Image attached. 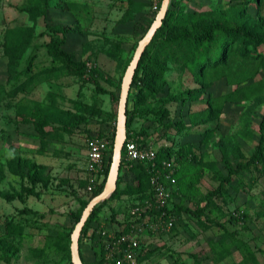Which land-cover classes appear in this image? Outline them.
<instances>
[{
    "label": "rangeland",
    "instance_id": "obj_1",
    "mask_svg": "<svg viewBox=\"0 0 264 264\" xmlns=\"http://www.w3.org/2000/svg\"><path fill=\"white\" fill-rule=\"evenodd\" d=\"M243 1L169 0L168 8L172 3L184 16L194 15L197 21L191 24L215 20L264 38V0ZM154 17L146 0H0V264H70L69 230L81 215V201L90 196L85 152L91 140L115 134L122 75ZM48 26L65 29L66 60L46 52ZM18 27L24 46L10 60L6 32ZM248 48L257 57L245 63L232 56L218 76L199 80L186 51L157 47L144 75L147 94L134 88L128 94V108L148 111L132 120L137 137L176 154L172 206L183 207L174 209L169 231L145 235L134 264H264V170L259 165L235 173L199 215L193 214L218 188L216 173L227 174L225 161L246 163L260 140L264 43L257 52ZM29 57L30 68L17 75ZM85 61L94 63L91 78L78 70ZM247 67L250 76L238 84L236 76ZM198 87L203 92L197 99L168 101L163 118L153 116L170 96ZM212 101L213 119L196 126L200 118L193 114ZM179 121L184 130L176 129ZM139 174L138 167H121V193L105 203L96 226H127L129 207L148 197L147 181ZM12 225L21 227L20 234L11 233ZM95 241L83 238L82 264L98 260Z\"/></svg>",
    "mask_w": 264,
    "mask_h": 264
},
{
    "label": "trees",
    "instance_id": "obj_2",
    "mask_svg": "<svg viewBox=\"0 0 264 264\" xmlns=\"http://www.w3.org/2000/svg\"><path fill=\"white\" fill-rule=\"evenodd\" d=\"M245 1H248V0H245ZM195 20L196 18L194 17V15L184 16L180 11H177L176 9L172 8V3H171V6L167 9L166 14L162 20L161 26L156 30L152 39L145 46L139 58L137 67L135 69V72H134V75H133V78L130 84L128 94H130L133 88L140 90V93H142L143 95L147 94L146 92H142V90H144V87H143L144 75L146 73V69L148 67L149 61L152 55L155 54L157 47L172 46V47H178V49L181 48L184 51H186L188 54L187 61H188L189 69L200 80V79H205L209 77H214L215 75L218 76L217 74L219 73L221 68L225 67L227 63L229 62V60L230 61L232 60V56L240 55L241 58L244 60V62L248 63V60L250 58L257 57L256 55L249 54L250 50L248 46L251 45L253 47V51L257 52L258 46L261 43H264V38L261 39V38L253 37L249 33L248 30L244 29L240 25H228L226 23L218 22L215 20H209L205 22L204 24H198L196 22L191 24V22ZM48 29L52 31V34L50 36L49 41L44 44V48L46 52L53 58L66 60V54L62 49V46L65 43V38H66L65 29L62 27H51V26H48ZM164 33H167V35L165 36ZM23 38H24V32L22 28L18 27V28L7 30L6 32V52L10 60L15 59L17 53L24 46ZM160 44L163 46H161ZM31 61H32V57H29L27 59V65L25 67V70H21L20 72H17V75L18 73L19 74L26 73V71H28V69L30 68ZM247 68L246 69L243 68L244 70L240 71V73L236 76V82L238 84L244 82L250 76V74L248 75V72L249 71L251 72V70ZM78 70H80V72L84 74L85 72L84 62L81 68L78 67ZM91 77H93L92 73L90 74L89 78ZM95 86L97 87V89L100 90L97 83L95 84ZM248 86H243L239 88L238 94L244 93V90L248 91L250 88V84ZM202 92H203V89L201 87L188 89L185 92H179L173 96H170L167 100H165L162 103V105L159 107V109L156 112H152V114L157 120L160 121L163 118V116L167 113V109L164 108L163 106L164 103L168 101L186 103L187 101L197 99L201 95ZM214 109H215L214 101H212V102H209V104L207 105V107L204 108V110H202L201 112L194 113L193 117L200 118L196 126H201L207 121L213 119V114H215ZM139 113H143V115H147L148 111H138L136 109L128 108V106L126 105V117H127L126 131L127 132L132 130L131 128V125L133 122L132 120ZM174 125L176 129L179 131L185 129L182 121H179ZM132 131L134 135L137 136V132H135L134 130ZM259 132L261 135L260 140H259V143L253 155L250 157V159L244 164L238 163L235 166H232V164L226 160L225 168L227 169V174L223 175L219 172L216 173V179L219 181L218 188L215 191H211L206 194L205 196L206 204L201 208H197L196 211L193 212V214L199 215V213H201L204 210V208L208 205L209 200L214 195H216L217 192L221 189V185L229 181L235 173L241 170L249 169V167L251 166L257 167L258 165L260 166L261 169L264 170V154L261 151V149H264V144H263V141H264V113L262 115V118L259 124ZM113 139H114V134L112 136V143L109 146L108 155L106 158V166L104 169V174H105L104 179L94 188V190H92V192H90V196L88 200L81 201L83 208L86 206V204L92 197L96 196L102 191L105 185L109 166L111 163L112 150H113ZM180 151L181 150H179V153ZM172 152L173 150L169 146L164 148L163 150L161 149L158 150L157 160H161L162 158L170 156ZM122 166L123 165L121 164L120 170ZM132 166L135 167L136 169L137 167L139 168V172H140L139 175L145 178V180L147 181L148 193H149L150 183H149V177L145 170V167L140 163L133 164ZM118 180H119V175H118V179H117V183H116V187L114 191L110 194L108 198L98 202L93 207L90 214L88 215V218L82 228V231H81V234L78 240L79 246L83 238L86 237L87 231L90 228H94V230L96 229L97 226L95 222H98L97 221L98 214L101 211L102 207L105 205V203L117 198L119 194L121 193L118 188ZM175 208L182 209L183 207L173 206L169 210V212L173 214ZM185 211H189V210L185 209ZM230 217L233 221H237L238 219L236 214L235 215L231 214ZM73 227L74 226L70 228L69 233H71ZM12 232L14 234H20L21 227L12 225L11 233ZM94 237H97L96 234L92 235V241H95ZM238 243L239 242H234V245L237 248L239 247ZM69 244H70V240H69ZM95 245L98 246V260L97 261L94 260L92 264H104L103 257H102V244L99 240H96ZM68 251H69V246H68ZM69 258H70V251H69ZM79 258L81 260L80 250H79Z\"/></svg>",
    "mask_w": 264,
    "mask_h": 264
},
{
    "label": "built area",
    "instance_id": "obj_3",
    "mask_svg": "<svg viewBox=\"0 0 264 264\" xmlns=\"http://www.w3.org/2000/svg\"><path fill=\"white\" fill-rule=\"evenodd\" d=\"M161 0H148L149 10L156 14ZM85 76H90L94 63L85 61ZM112 139L103 137L91 140L86 154V188L90 193L104 179L106 158ZM158 149L146 144L126 131L121 151V164L132 166L140 163L145 167L149 177L150 190L148 197L131 205L127 211V226L120 230L107 229L97 225L96 229L87 231L86 239L96 240L102 244L104 264H134L139 253L141 240L146 234H159L169 231L174 225V215L169 212L172 206V188L175 185L177 170L176 154L157 160ZM122 166V168H123Z\"/></svg>",
    "mask_w": 264,
    "mask_h": 264
},
{
    "label": "water",
    "instance_id": "obj_4",
    "mask_svg": "<svg viewBox=\"0 0 264 264\" xmlns=\"http://www.w3.org/2000/svg\"><path fill=\"white\" fill-rule=\"evenodd\" d=\"M169 0H161L158 11L155 14V17L144 34V36L138 42L135 51L125 68V71L122 75L119 96L117 101V111H116V123H115V134L113 141V150L111 163L108 170L107 179L102 191L96 196L92 197L86 206L83 208L81 215L78 221L75 223L71 234H70V262L71 264H82L79 258V245L78 240L82 231V228L88 218L93 207L100 201L108 198L110 194L114 191L119 175L120 165H121V151L123 142L126 137V105H127V96L130 88V84L137 67L139 58L145 48V46L150 42L156 30L161 26L162 20L168 9Z\"/></svg>",
    "mask_w": 264,
    "mask_h": 264
},
{
    "label": "crops",
    "instance_id": "obj_5",
    "mask_svg": "<svg viewBox=\"0 0 264 264\" xmlns=\"http://www.w3.org/2000/svg\"><path fill=\"white\" fill-rule=\"evenodd\" d=\"M148 2V0H146ZM149 6V4H148ZM86 154H87V151L85 152V156H84V161H83V171H85V167H86ZM100 225L104 226L105 228L107 229H112V230H120L123 228V226L118 223V222H112L110 224V227H107L108 226V223L107 222H102ZM86 248V247H84ZM86 256H87V259L89 258L90 259V252L89 251H86Z\"/></svg>",
    "mask_w": 264,
    "mask_h": 264
}]
</instances>
